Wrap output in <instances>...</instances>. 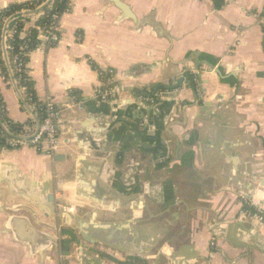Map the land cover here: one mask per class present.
I'll return each instance as SVG.
<instances>
[{"label": "crops", "instance_id": "1", "mask_svg": "<svg viewBox=\"0 0 264 264\" xmlns=\"http://www.w3.org/2000/svg\"><path fill=\"white\" fill-rule=\"evenodd\" d=\"M30 1L0 0V11ZM115 1L132 18L113 0H73L58 43L29 57L35 95L61 124L53 156L0 146V264H264V226L242 216L240 199L264 211V0ZM197 60L219 74L194 72ZM96 67L114 72L110 101L94 95ZM180 78L191 80L163 89ZM191 83L197 105L183 114ZM155 92L154 105L140 101ZM23 99L0 71L17 124L33 117ZM38 189L100 238L97 254L44 249L55 236L20 211L51 224L20 194Z\"/></svg>", "mask_w": 264, "mask_h": 264}, {"label": "built area", "instance_id": "2", "mask_svg": "<svg viewBox=\"0 0 264 264\" xmlns=\"http://www.w3.org/2000/svg\"><path fill=\"white\" fill-rule=\"evenodd\" d=\"M73 0H69V5L71 8ZM39 12V11H38ZM31 12L21 11V15L29 14ZM37 13V12H36ZM60 16H53L49 25L39 26L37 25V20L39 15H35L30 18L28 21L23 22V27L18 30L17 26H14L8 29L7 36L5 39H8L10 42L17 39L20 41V44L17 46L16 53L13 54L15 47L12 44H9L6 47V51L13 54L12 63L15 67V72L18 75L17 79L14 81L16 85L21 81L23 76H28L27 63L31 53L36 49L46 50L50 47L56 45L60 37ZM11 18L3 19L5 27L10 22ZM263 22V19L261 20ZM31 31H35L36 35L31 40ZM36 41L35 48L32 50V44L34 40ZM107 76L104 80V76ZM98 76L101 82V86L96 89L95 97L100 101H110L118 94V87L114 82V72L112 70H106L98 72ZM29 77V76H28ZM107 84H113L109 89L103 90ZM20 92H25V88H19ZM162 95L154 93L152 96H139V99L143 103L154 105L157 100H159ZM37 98V97H36ZM43 109V120L35 128L25 127L24 133H21L12 139L5 140V146L9 148H19L25 143L29 144L32 148L37 151L45 152L46 154L53 156L57 148V139H58V127L61 124L60 114L61 111L55 107L52 100L47 97L43 100H38ZM79 107V105H78ZM31 110H34V106H30ZM44 145H47V148L44 149ZM242 203V216L247 220L251 221L254 224L259 226H264V211L261 209L253 208L250 203L245 199L244 196L240 197ZM210 246H215V242L212 240Z\"/></svg>", "mask_w": 264, "mask_h": 264}, {"label": "trees", "instance_id": "3", "mask_svg": "<svg viewBox=\"0 0 264 264\" xmlns=\"http://www.w3.org/2000/svg\"><path fill=\"white\" fill-rule=\"evenodd\" d=\"M216 2V6L218 7L220 5V2H217V0H214ZM46 0H33L30 2L22 3V4H12L5 8L4 10L0 11V71L3 75L5 81L16 80L17 74L15 72V67L12 63V56L17 51V46L20 44V41L15 39L14 41H9L8 39H5L7 36L8 29L17 26L18 30H20L23 27V22L21 21H28L31 17L35 15H39V18L37 20V25L43 26V25H49V23L52 20L53 16H60L64 13H68L70 11V5L69 0H51L50 3L44 7L42 10H40L37 13H34L36 9L44 5ZM21 11H27L31 12L29 14H25L24 16L20 14ZM261 19H263V22L261 23V28L264 33V10L261 13ZM11 18L8 25L5 27V23L3 19ZM36 35L35 31H31V40ZM34 40V39H33ZM9 44H13L15 49L13 54L6 51V47ZM36 45V41L34 40L32 44V48L34 49ZM5 49V52H4ZM95 68V67H94ZM8 70L11 73V78L8 75ZM96 70L98 72H102L100 69L96 67ZM185 77L191 76L188 72L184 74ZM107 76H104V80H106ZM113 84H107L103 90L109 89L112 87ZM25 88V92L23 93V103L27 106H34V110H32V118L25 124H17L9 120L7 117L4 105L2 101L0 100V146L7 148V149H15V148H9L5 146V140L6 139H12L13 137L24 133L25 127L35 128L39 123L43 120V109L39 102H37V98L34 92L33 88V82L28 76H23L21 81L18 83L17 88ZM156 93V92H155ZM76 91H71V96H77ZM140 94V93H137Z\"/></svg>", "mask_w": 264, "mask_h": 264}, {"label": "water", "instance_id": "4", "mask_svg": "<svg viewBox=\"0 0 264 264\" xmlns=\"http://www.w3.org/2000/svg\"><path fill=\"white\" fill-rule=\"evenodd\" d=\"M51 0H46L45 4L42 5L40 8L36 9L34 13L42 10L44 7H46ZM117 8H119L125 16H129V18H132L128 8L126 5L119 1L113 0ZM5 52V49H4ZM202 65H205L211 69V72L213 70H216L214 65L210 64L208 61H198L194 67V72H197L198 68ZM215 68V69H214ZM217 74H219L218 70ZM199 78V77H198ZM190 78H180L177 80V82L171 86H163V89L167 92L178 90L182 85H188L190 82ZM156 91V90H155ZM191 91L193 95L194 104L189 105L182 109V112L184 114V110L186 108L197 105L198 96L196 93V89L193 83H191ZM58 157V156H57ZM58 159V158H56ZM30 186L38 187L41 189V186L39 183H31ZM40 190H35L34 192H27L20 193L25 200H27L37 211H40L43 213V216L46 220L50 221L51 224H38L36 221H34V216H36V212L30 210L21 209L20 211L25 212L30 217V222L37 228L46 230L53 234L55 238H52V240L44 245V249L47 250L49 247H60L61 249H67L69 250L70 247H75L78 249L79 253L86 252L88 254H97V246L100 244V238L97 237L94 233H89L87 230V226L84 224H80L81 226L77 227H71L70 222H68V219L65 217V221H63V217L58 212L54 211V199L52 194H48L46 196L45 202H43V199L40 196ZM64 224V225H63ZM92 228H95L91 225Z\"/></svg>", "mask_w": 264, "mask_h": 264}]
</instances>
